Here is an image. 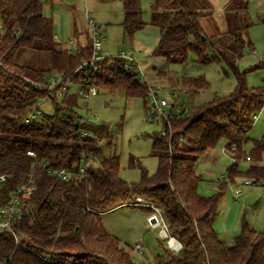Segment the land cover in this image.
<instances>
[{"label":"trees","instance_id":"16d2710c","mask_svg":"<svg viewBox=\"0 0 264 264\" xmlns=\"http://www.w3.org/2000/svg\"><path fill=\"white\" fill-rule=\"evenodd\" d=\"M9 4L10 0H0V175L7 176L0 184V205L10 190L31 178L37 188L25 199L29 214L17 223L19 242L10 233H0V264H136L130 249L107 231L102 215L132 207L148 212V219L154 209L129 204L137 198L160 209L170 234L182 244L175 254L160 242L162 253L153 264H264V233L251 228L246 220L233 245L221 240L215 230L227 183L245 178L254 185L264 184V136L254 141L248 137L253 115L264 107V87L249 88L245 72L237 65L246 45L242 29L250 27L241 22V13L249 11L248 0L227 2L223 21L227 28L218 33L208 32L203 25L208 0H151L150 25L160 35L154 56L172 65L187 63L191 53L200 65L225 63L237 84L230 94L194 109L191 104L186 117L180 114L170 124L164 123L162 131L151 136L157 171L151 176L143 169L137 183L121 179L118 156L103 155L89 146L110 138L111 128L77 115L78 94L66 91L59 96L47 87L48 73L81 83L83 76H74V71L90 59V47L78 44L73 53L64 49L55 37L53 18L43 13L41 0L29 2L14 19L7 14ZM122 4V26L126 36L133 38L147 26L141 3L122 0ZM22 48L49 52L50 68L17 64ZM99 67L92 76L99 89L142 97L147 107V86L124 59L105 60ZM180 86L181 90L185 87L191 102L209 84L203 77L183 78ZM42 101L54 106L53 114L37 109ZM33 107L37 118L25 123ZM221 142L234 164L219 191L203 196L196 163ZM94 154L100 157L90 161V177H82L80 167L88 162L83 163L82 156L89 159ZM242 160L250 163L244 172L239 170ZM62 167L73 172L66 180L48 172Z\"/></svg>","mask_w":264,"mask_h":264},{"label":"rangeland","instance_id":"374dc122","mask_svg":"<svg viewBox=\"0 0 264 264\" xmlns=\"http://www.w3.org/2000/svg\"><path fill=\"white\" fill-rule=\"evenodd\" d=\"M32 0H10L7 14L12 18L19 16L26 5ZM79 1L83 15L98 26H104L103 35L105 46H111V56L124 52H134L136 60L146 76L148 85L158 89L160 95L173 103L175 95H180L179 105L189 103L195 107L210 102L216 96H226L234 91L236 77L231 68L225 63H211L200 65L196 62L195 54L189 55L185 64H169L166 59L153 55L160 35L159 30L150 25L151 0H139L143 20L147 26L135 33L133 38L126 36L123 22L122 0H76ZM209 9L204 10L203 25L208 32L223 31L227 28L224 18L226 4L229 0H208ZM249 11L241 13L243 25L250 27L242 29L241 37L246 41L241 57L237 61L238 68L246 74L249 88L264 87V0H248ZM43 13L52 17L55 24V35L61 44L71 40V4H64L62 8L46 0H41ZM16 62L20 65H29L33 68L48 70L50 68V54L47 51H37L27 48L19 50ZM166 72L165 75L161 74ZM142 73L137 75L141 79ZM55 73H48L49 79ZM203 77L209 86L194 97L193 101L181 90L183 78ZM180 83V84H178ZM178 84V85H177ZM74 89H72L73 91ZM61 101V98L58 100ZM178 104V103H177ZM41 112L51 115L54 106L49 101H42L37 106ZM79 117L85 118L94 124L108 125L113 134L110 138L99 139L89 146L99 149L103 155L118 156L120 158V177L127 183H137L142 178L143 169L149 175H154L158 168V158L152 150L154 133L162 131L163 122H152L148 119L149 113L142 97H126L121 92H110L99 89V93L90 98L79 97L74 107ZM169 110H171L169 108ZM181 117V118H183ZM264 136V107L260 118L249 131L250 141L261 139ZM251 147L249 143L246 150ZM226 145L221 142L215 149L201 156L196 163V171L202 180L199 184V193L203 196L215 194L220 189V182L226 180L228 169L234 164L231 155L224 151ZM250 163L242 160L239 170L246 171ZM245 178L236 179L235 183H227L224 195L220 202V213L215 222V230L221 240L233 245L236 236L240 233L243 220L251 228L264 233V184L246 185ZM250 182V181H249ZM241 196L236 199L235 191ZM233 206H237L233 209ZM149 213L140 208L121 207L112 209L102 215L107 231L119 239L121 244L130 249L136 264H153L162 253L159 243V228L153 229L148 222ZM229 220L231 222L229 226ZM145 241L143 253L134 252L131 247L140 240Z\"/></svg>","mask_w":264,"mask_h":264},{"label":"built area","instance_id":"2783aa9c","mask_svg":"<svg viewBox=\"0 0 264 264\" xmlns=\"http://www.w3.org/2000/svg\"><path fill=\"white\" fill-rule=\"evenodd\" d=\"M50 2V0H46ZM88 37L90 40V49H91V57L89 60L83 61L80 66L74 71V76H83V81L78 84H74L71 80H67L63 74L55 73L49 79H47V87L51 91H55L59 96H61L66 91H72L74 94H78L82 98H90L91 96H95L99 93V87L97 85L96 80L92 78V76L96 75L99 71V64L104 62L105 60H114L116 58L124 59L127 62V66L131 69H135L137 75L142 73V69L140 68L134 54L132 52H124L122 51L120 55L117 56H109L104 52V40L105 37L103 35L104 26H98L93 21L88 19ZM1 27V26H0ZM56 37V36H55ZM57 39V37H56ZM64 49L69 52H76L77 47L73 39L69 40L68 43L64 44ZM1 66V64H0ZM140 83H143L147 86V109H148V119L152 122L159 123L160 121L167 124H170L171 121L177 115H185L188 112L189 103H183L179 105L180 95H175L174 102L170 103L167 99L163 98L160 95L158 89L153 86L148 85L146 76L142 73L141 79H138ZM178 103V104H177ZM169 108L171 110H169ZM37 118L36 107L31 108L25 118V123H30ZM260 118V113L253 115L252 123L255 124ZM2 124V120L0 118V126ZM164 132V131H163ZM86 135L85 133H83ZM30 155H35L33 152H28ZM82 156V162L86 164H82L80 167V174L82 177H90L88 172V166L91 163L90 161L93 159L98 160L99 155L94 154L92 156ZM248 160H250L248 158ZM74 169V168H73ZM49 174L56 175L63 180L68 179L72 175V170L67 167L62 168H50L48 170ZM6 175H0V184L4 183L6 180ZM246 185L251 184V182L246 181ZM37 186L35 181L31 178L27 183L21 184L12 190H10L8 194V198L6 202L0 205V233H10L14 236L16 243L19 242V235L17 233V223L20 221L24 215L29 214V210L27 209V204L25 199L33 195ZM241 196L240 191H235V198L238 199ZM130 205L136 206H147L154 209V214H152L148 218V222L150 227L153 229L159 228L158 235L161 240L165 242L166 247L175 254L180 253L182 250V244L175 237H173L166 225L163 214L159 208L155 207L153 204H149L144 202L141 198H137L136 202L129 203ZM94 213H97L94 209H89ZM155 218L156 222L151 223V219ZM145 246L143 239L137 242L134 246V251L143 253Z\"/></svg>","mask_w":264,"mask_h":264},{"label":"crops","instance_id":"0c3cea01","mask_svg":"<svg viewBox=\"0 0 264 264\" xmlns=\"http://www.w3.org/2000/svg\"><path fill=\"white\" fill-rule=\"evenodd\" d=\"M52 3V7L58 6L60 8L63 7L64 4H71L72 8V16H71V39L74 40L76 47H78V44L83 45V46H89L90 45V40L88 37V15H83L82 12V7L79 4V1L76 0H50ZM56 29V27H55ZM56 36V35H55ZM57 37V36H56ZM58 41V37H57ZM61 44V43H60ZM62 47L64 48L65 45L61 44ZM111 46H105L104 44V52L106 55L111 56L110 52ZM134 55L135 53L132 52ZM136 58V57H135ZM233 209H236L237 206H233ZM231 222L229 220V226ZM144 245L145 241L143 240Z\"/></svg>","mask_w":264,"mask_h":264},{"label":"water","instance_id":"95a60500","mask_svg":"<svg viewBox=\"0 0 264 264\" xmlns=\"http://www.w3.org/2000/svg\"><path fill=\"white\" fill-rule=\"evenodd\" d=\"M156 222V219L155 218H152L151 219V223H155Z\"/></svg>","mask_w":264,"mask_h":264}]
</instances>
